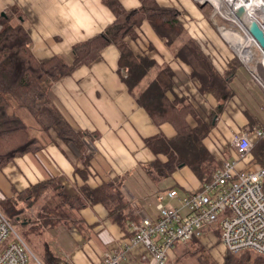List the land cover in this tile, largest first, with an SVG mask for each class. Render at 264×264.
Segmentation results:
<instances>
[{
	"label": "crops",
	"instance_id": "1",
	"mask_svg": "<svg viewBox=\"0 0 264 264\" xmlns=\"http://www.w3.org/2000/svg\"><path fill=\"white\" fill-rule=\"evenodd\" d=\"M154 1L160 7L174 8L193 20L189 26H184L187 39L197 45L212 67L227 70L234 55L223 41L226 31L222 32L223 38L218 27H210L202 13L205 4H201V0ZM118 2L127 11L140 6L138 0ZM178 7H181L180 11ZM6 15L10 22L22 24L31 41V53L39 63L53 57H61L66 64L72 63V46L102 33L114 20L100 0H0V21ZM136 34L137 39L129 42L131 52L138 57H147L154 66L134 94L129 93L120 81L119 51L113 45L107 47L99 59L77 67L49 90L50 102L68 124L76 132L86 134L81 136L82 149L65 145L52 131L40 132L33 121L27 126L42 148L33 155L14 159L0 171V200L45 184L43 195L25 210L30 219L23 229L29 233L27 240L29 237L30 243L38 246L37 253L44 264H101L104 253L125 252L121 264H140L147 249L142 244H131L128 214L137 213L130 217L136 224L142 218L156 221L158 195L173 188L182 197L200 186L201 182L187 167L177 169L166 178L151 171L154 160L164 163L167 159L163 155L155 159L146 148L145 139L161 135L172 140L176 133L168 124L156 126L135 98L153 81L157 71L167 66L173 73L172 92L167 94L170 100L174 96L187 97L203 122L217 102L210 94L199 92L190 68L174 58L173 51L180 48L182 42L168 48L166 40L159 39L147 23H143ZM186 37L182 39L187 40ZM220 43L227 47L228 54ZM241 66L237 61L229 81L232 96L202 144L215 162L229 163L236 160L237 154L232 145L233 138L246 133L253 145L249 161L264 166V139L253 135L255 125L264 128V89L248 69L243 70ZM187 120L194 129V120L191 117ZM242 165L239 164V168ZM105 184L121 192V202L125 205V221L121 224L109 219L102 204H89L85 199L84 190H95ZM57 187H61L69 198L79 197L85 203L84 208L71 213V221L59 224L52 211L46 210L49 201H57ZM173 203L178 205L176 201ZM33 219L36 223L30 225ZM31 226L39 231V242L31 237ZM216 241L225 251L219 243L217 228H211L186 243L191 245L188 249L183 246L186 244L176 243L168 260L178 258L181 264H197L196 255L203 249L210 261L216 263L217 257L210 251ZM48 253L55 259L53 263H50Z\"/></svg>",
	"mask_w": 264,
	"mask_h": 264
},
{
	"label": "trees",
	"instance_id": "2",
	"mask_svg": "<svg viewBox=\"0 0 264 264\" xmlns=\"http://www.w3.org/2000/svg\"><path fill=\"white\" fill-rule=\"evenodd\" d=\"M100 1L109 9L114 20L102 33L74 44L71 50L74 60L70 64H66L61 57L37 62L30 50V38L22 24L10 22L8 15L0 21V171L14 159L33 155L42 148L32 135V129L20 118V110L31 115L40 132L52 131L65 145L82 149L81 136L86 134L76 132L49 100V90L54 83L69 76L77 67L99 59L102 52L113 45L119 51L120 81L129 93L134 94L141 80L154 66L153 61L135 56L129 48V42L137 39L136 33L142 24L147 23L159 39L166 40L168 48L185 36L179 13L174 8L160 7L154 0H138L139 8L127 11L118 0ZM173 55L190 68L191 78L197 81L199 92L210 94L217 105L207 116L206 122L201 121L187 97L168 98L167 94L172 92L173 73L167 66L160 68L153 81L135 98L156 126L168 124L176 133L172 140L161 135L145 139L146 148L156 159L160 155L167 159L164 163L154 160L150 166L151 171L154 175L169 177L177 169L187 167L201 183L208 182L217 165L202 140L216 125L227 100L232 96L229 81L237 61L234 59L229 62L221 76L190 39L180 48H175ZM188 117L194 120V129L188 125ZM44 191L45 184L26 189L18 193L17 201L9 199L0 203V210L14 227L15 215L30 209ZM83 194L89 204H102L111 221L118 224L125 221V205L121 202L119 189L113 190L111 185L105 184L95 190H84ZM19 203L24 204L20 209ZM84 207L81 198H69L61 187H57V201H49L46 210L52 211L59 224L71 221V213ZM24 222L22 231L27 226V222ZM35 223L34 219L30 221V225ZM31 227L32 231L36 230L34 226ZM48 256L50 263H53L55 259L50 253ZM196 258L200 264H215L203 249ZM223 264H264V256L251 251L238 255L228 254Z\"/></svg>",
	"mask_w": 264,
	"mask_h": 264
},
{
	"label": "built area",
	"instance_id": "3",
	"mask_svg": "<svg viewBox=\"0 0 264 264\" xmlns=\"http://www.w3.org/2000/svg\"><path fill=\"white\" fill-rule=\"evenodd\" d=\"M236 8L233 6L226 11L230 13L236 30L224 26L217 29L222 37V32L230 31L231 42L240 51L223 40L264 89V80L258 78V72L264 71V49L234 17ZM246 17L255 21L264 32V21L261 20L264 9H255L252 13L246 11ZM254 55L259 58L254 67H250ZM253 130L254 137L264 139V128L255 125ZM232 145L237 153L236 160L223 163L198 189L182 197L175 189L158 195L156 221L142 218L136 224L130 217L137 213L128 214L131 244H142L147 249V255L139 260L140 264H166L176 243L186 244L211 228H217L219 243L228 254L251 251L264 256V166L249 161L253 145L246 133L235 136ZM241 163L244 165L239 168ZM172 201L178 205L173 206ZM125 253H104L101 264H121ZM29 254L25 241L0 210V264H27Z\"/></svg>",
	"mask_w": 264,
	"mask_h": 264
},
{
	"label": "rangeland",
	"instance_id": "4",
	"mask_svg": "<svg viewBox=\"0 0 264 264\" xmlns=\"http://www.w3.org/2000/svg\"><path fill=\"white\" fill-rule=\"evenodd\" d=\"M218 4H219V9L221 10V7H223V9L225 10V11H228L229 9H232V7H233V4H230L229 2H228V0H220L221 1V3L219 2V0H215ZM205 3V5H203V7L201 8L202 9V13L205 15V19H206V21L207 22H209L210 23V27L212 28H214V26L217 28V27H225L226 29H228V28H231L232 30H236V28L233 26V24H232V22H230V21H228V20H226V19H224V18H222V16H220V14L222 15L223 13L217 8L218 7V5L216 4V3H213L212 1H207L206 0V2H204ZM204 3H201V4H204ZM234 3H236V2H234ZM221 4H222V6H221ZM178 10L180 11L181 10V7H178ZM177 11V10H176ZM180 13H181V15H180ZM179 13V21H180V23H181V25L184 27H187V26H189L190 24H191V22H193V20H190V19H188L187 17H185L183 14H182V12H180ZM185 27H184V30H186L185 29ZM185 34H187V32L185 31ZM185 37H186V35H185ZM183 38H184V36H183ZM186 39H187V37H186ZM224 41V40H223ZM186 43L187 42V40H185V39H180V40H178L177 42H176V44H180V43ZM225 42V41H224ZM220 45L222 46V48L224 49V51H225V53L226 54H228L227 53V47H225V46H223L221 43H220ZM208 55V54H207ZM206 57V56H205ZM209 58H210V56H208ZM207 58V57H206ZM258 58H259V56L258 55H254V58H253V60L249 63V66L250 67H254V65H255V62L258 60ZM211 59V58H210ZM236 60V61H238V59L236 58V56L234 55V57L232 58V60L231 61H233V60ZM239 62V61H238ZM236 63V62H235ZM211 67H212V65H211ZM213 69H214V71L215 72H217L219 75H223V73H224V71L225 70H222V71H220V69H221V67L218 69V70H216L214 67H212ZM241 69H246L243 65L241 66ZM245 72H243V74H244ZM18 114H19V116L21 117V119L23 120V122L26 124V125H28V126H30L32 123H33V118L31 117V115L28 113V112H26L25 110H20L19 112H18ZM216 163V165H217V168H219V167H221L222 166V164H223V162H221V161H218L217 160V162H215ZM164 178H166V177H164ZM203 183V182H202ZM201 184V183H200ZM17 195L18 194H15V196H13L12 198H5V199H2V200H0V203H2V202H6V201H9V199H11V200H13V201H17V199H18V197H17ZM182 195H184V194H182ZM21 203V202H20ZM19 203V205H18V208L20 209L21 207H23L22 205H24V204H20ZM173 206H177V204L176 203H173ZM35 216V215H34ZM35 218V217H34ZM27 219H30V218H28V214H27V212L24 210V212H22V213H17L16 215H15V225H14V228H15V231L22 237V238H24L23 240L25 241V243H26V245H27V248H28V250H29V252H30V254H29V259H28V263L27 264H44L43 263V261H42V259L39 257V255H38V253H37V248H38V246L37 245H34V244H32V243H30V241H29V237H28V240H27V235H29V233L27 232V231H22L21 230V227H24L25 226V222L24 221H27ZM215 234V233H214ZM216 235V234H215ZM39 236H40V234H39V231H33V233L31 234V237H35V239H37V241L39 242V240H40V238H39ZM183 246H186L187 247V249L188 248H190L191 247V245L190 244H186V245H183ZM186 249V250H187ZM210 251H212L211 252V255L213 256V255H215V257H217V264H223L224 263V259H225V257H226V255H228V252H226V251H223L222 250V248H221V246H219V244H218V242L216 241V243H215V245H213L211 248H210ZM238 254H241V253H238ZM238 254H235V255H238ZM171 256V255H170ZM170 259V258H169ZM182 263V261H180V259H175V261L174 260H172V261H170V260H168V264H181ZM210 263V262H209ZM208 263V264H209ZM215 263V264H216ZM197 264H200V262L197 260ZM211 264V263H210Z\"/></svg>",
	"mask_w": 264,
	"mask_h": 264
},
{
	"label": "bare ground",
	"instance_id": "5",
	"mask_svg": "<svg viewBox=\"0 0 264 264\" xmlns=\"http://www.w3.org/2000/svg\"><path fill=\"white\" fill-rule=\"evenodd\" d=\"M208 1V0H207ZM209 1H212L213 3H216L218 5V9L220 8L219 7V4L215 1V0H209ZM200 2H206V0H201ZM219 2L221 3V1L219 0ZM228 2L230 4H233L234 8L235 7H239V6H242L245 11H247L248 13H252L255 9H264V0H228ZM236 2V3H234ZM222 6V4H221ZM220 10V9H219ZM223 14L221 15L224 19L228 20V21H232V17L230 15V13L226 12L223 7H221V10H220ZM262 21H264V17H262L261 19ZM224 36L227 41L230 42L231 46L237 51L239 52L240 49L239 47L235 46L232 42H231V33L230 31H226L224 32ZM242 54H244V51L242 52ZM156 159V158H155ZM173 189V188H172ZM215 233V232H214ZM130 248V247H129ZM129 251V250H128Z\"/></svg>",
	"mask_w": 264,
	"mask_h": 264
},
{
	"label": "water",
	"instance_id": "6",
	"mask_svg": "<svg viewBox=\"0 0 264 264\" xmlns=\"http://www.w3.org/2000/svg\"><path fill=\"white\" fill-rule=\"evenodd\" d=\"M234 17L243 25L252 38L264 49V32L259 28L257 23L246 17V11L242 6L236 8L233 13ZM258 78L264 80V71L258 72Z\"/></svg>",
	"mask_w": 264,
	"mask_h": 264
}]
</instances>
